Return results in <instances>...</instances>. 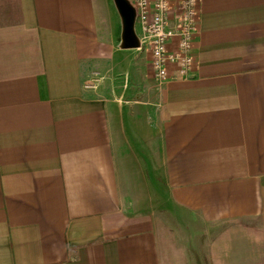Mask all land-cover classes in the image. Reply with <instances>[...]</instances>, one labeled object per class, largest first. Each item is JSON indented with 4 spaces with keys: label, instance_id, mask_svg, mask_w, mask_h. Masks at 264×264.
<instances>
[{
    "label": "crops",
    "instance_id": "1",
    "mask_svg": "<svg viewBox=\"0 0 264 264\" xmlns=\"http://www.w3.org/2000/svg\"><path fill=\"white\" fill-rule=\"evenodd\" d=\"M106 6L0 0V264H161V210L210 264H264V0H199L152 98L86 86L122 55Z\"/></svg>",
    "mask_w": 264,
    "mask_h": 264
},
{
    "label": "rangeland",
    "instance_id": "2",
    "mask_svg": "<svg viewBox=\"0 0 264 264\" xmlns=\"http://www.w3.org/2000/svg\"><path fill=\"white\" fill-rule=\"evenodd\" d=\"M127 1L130 4V1ZM106 3L105 17L108 30L112 29L113 32H116L115 34H119L120 31L122 33V18L116 4V9H114L111 1L106 0ZM136 28H138V24H136ZM136 35L139 37V34ZM141 35H143L142 32ZM141 37L139 39H141ZM118 43L122 53L120 59L114 62L112 69L108 70V72L104 74L100 72L94 73L92 78L93 86L95 87L97 84L105 82L106 79L113 80L115 84L117 83L116 87H122V84L125 86L127 85L129 90L135 92L134 96L136 98L138 96L139 98H152L153 91L151 90L158 86L159 81L154 78L155 76L149 68V62L147 63L145 57V52L149 53L147 45L141 42L137 47L123 48L121 46V35L120 39H118ZM149 76L154 78V82L148 80ZM122 80H124L123 83ZM147 91L149 92L147 93ZM143 92H145V94H143ZM161 213L165 215L162 216V220H160L158 216L154 218L158 234L161 264H210L202 255L199 246L196 244V241L202 242L204 236L198 235L195 239L191 235V227L185 229L184 225L181 226L177 224L166 211L161 210ZM200 227L201 222L197 219L195 231ZM186 231L189 232L188 236H186Z\"/></svg>",
    "mask_w": 264,
    "mask_h": 264
},
{
    "label": "built area",
    "instance_id": "3",
    "mask_svg": "<svg viewBox=\"0 0 264 264\" xmlns=\"http://www.w3.org/2000/svg\"><path fill=\"white\" fill-rule=\"evenodd\" d=\"M147 45L149 66L160 82L172 67L185 76L194 62L193 39L197 31L199 0H129ZM92 87V80L86 83Z\"/></svg>",
    "mask_w": 264,
    "mask_h": 264
},
{
    "label": "water",
    "instance_id": "4",
    "mask_svg": "<svg viewBox=\"0 0 264 264\" xmlns=\"http://www.w3.org/2000/svg\"><path fill=\"white\" fill-rule=\"evenodd\" d=\"M118 12L122 18L121 46L133 48L139 46L140 42L135 33V12L127 0H114Z\"/></svg>",
    "mask_w": 264,
    "mask_h": 264
}]
</instances>
